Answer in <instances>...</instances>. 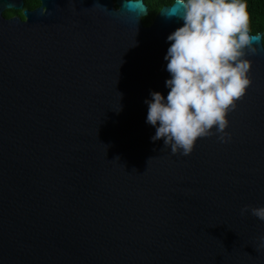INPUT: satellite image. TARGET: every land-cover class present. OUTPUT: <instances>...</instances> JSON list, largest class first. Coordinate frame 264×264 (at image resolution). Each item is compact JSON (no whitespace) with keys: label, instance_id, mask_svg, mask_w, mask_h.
I'll use <instances>...</instances> for the list:
<instances>
[{"label":"water","instance_id":"water-1","mask_svg":"<svg viewBox=\"0 0 264 264\" xmlns=\"http://www.w3.org/2000/svg\"><path fill=\"white\" fill-rule=\"evenodd\" d=\"M38 1L0 0V264H264L240 213L264 206L263 35L225 140L185 156L146 122L176 0L149 26L143 0Z\"/></svg>","mask_w":264,"mask_h":264},{"label":"clouds","instance_id":"clouds-1","mask_svg":"<svg viewBox=\"0 0 264 264\" xmlns=\"http://www.w3.org/2000/svg\"><path fill=\"white\" fill-rule=\"evenodd\" d=\"M176 3L181 11L168 15L178 16L184 26L167 37L172 42L165 56L170 91L166 99L160 92L151 93L152 98L145 101L146 122L156 127L154 142L163 139L165 149L187 156L197 139L213 135V129L225 140L226 116L251 83V61L245 57L256 54L254 45L261 37L249 33L246 0ZM240 213L264 221V206L245 205ZM259 240L264 241V236ZM260 248L264 244L256 250Z\"/></svg>","mask_w":264,"mask_h":264},{"label":"trees","instance_id":"trees-1","mask_svg":"<svg viewBox=\"0 0 264 264\" xmlns=\"http://www.w3.org/2000/svg\"><path fill=\"white\" fill-rule=\"evenodd\" d=\"M148 6L149 14L143 19L145 26L152 24L155 16L159 13L162 7L172 4L175 0H143ZM248 4V12L250 16L249 33L263 35L264 43V0H246ZM40 6L38 0H25V8L33 10ZM6 18L15 16L23 17L21 11L8 10L4 13Z\"/></svg>","mask_w":264,"mask_h":264}]
</instances>
